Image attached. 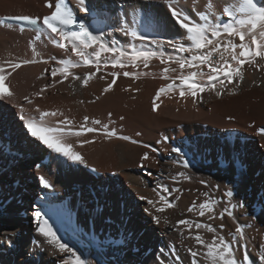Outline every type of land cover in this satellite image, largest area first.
<instances>
[{"label": "bare ground", "instance_id": "obj_1", "mask_svg": "<svg viewBox=\"0 0 264 264\" xmlns=\"http://www.w3.org/2000/svg\"><path fill=\"white\" fill-rule=\"evenodd\" d=\"M71 1L79 12L78 16L86 17V14L80 11L79 0ZM47 2L49 0L41 1L42 7L39 10H42L43 13L40 16L31 15L28 12L12 14L9 12L10 14H0V18L2 16L28 15L39 17L42 20L44 16L50 15L52 11V9L45 7ZM86 2L94 10L103 9L105 3L108 5L107 12H110L109 15L104 12L101 14L93 12L86 19L91 25L94 34L103 35V39L109 45L114 42L116 46L129 52L133 48L157 51L160 56L151 58L147 67L139 60L135 65L128 63L124 67L119 65L113 67L111 62L107 63L109 65L101 63L99 72L96 71L94 65L81 67L83 65L81 64L80 67H73L69 70L73 72L71 74L72 77L70 76L67 82L65 80L64 85L53 87L52 94L47 95L46 106L49 105L51 109L53 107L54 111L59 110L62 106H68L70 100L67 96L66 99L63 97L64 94H54L64 90L63 92L68 91L72 98L77 97L76 101L72 100V102L78 101L79 103L80 99L84 97L88 108L83 107L86 110L91 109L90 113L93 116L96 113H105L104 115H106L108 111H111L116 118L119 115H123V121L134 125V127L143 128L147 136L157 130L158 132L167 130L168 127L173 130L172 126L177 125L176 123L174 124V121L179 118L183 128L178 133L179 136L173 137V140L167 143H164L163 140H156L158 141L157 144H153L149 142L151 140H145L146 138L136 139L138 143L153 144L156 148L162 142V145L159 146L163 150L158 151L157 149L156 152H159V154L153 152L151 155L152 160H141L142 152H146L147 148L132 144L129 141L117 140L116 138L115 140L113 138L114 141L110 139L111 142L105 140L110 143L106 144L102 150H99L102 153L101 155L98 153L101 158V162H97L98 164L94 162L88 163L89 161L84 160L85 163L78 167L75 166L74 170H72L73 168L62 166L64 171H60L58 174H53L49 169L42 170L36 167L38 163L33 166L35 157L46 152L47 155L43 154L45 157L43 156L42 158L49 159V155L54 154H51L40 142H34L33 138L26 136V129L22 131L24 121L19 122L12 113H14L13 107H19L21 104L18 94L21 91L26 92L33 81H36L42 74L47 76L46 71L42 72L45 67L44 62L42 59H35L33 54H30L31 56H27L26 59L28 58L27 60H34L35 62L24 64L23 61L25 59H20L22 61L21 66L13 71L10 63H5L7 58L4 56L3 59L0 56V68H4L3 74L6 76L0 89L12 94L7 98L0 96V148L3 149V155L0 156V160L7 162V160L13 159L17 162V148L20 147L23 151L25 150V154L21 155L23 152L21 151L19 155L24 160L23 171L22 169L18 171L12 164L7 173L3 172L2 175L0 174V183L7 185L5 188L8 192L12 193L16 190L11 182L14 178V184L17 181L22 184V186L15 185L17 191L14 195H8V192L0 193L2 195L0 197V243L4 245L0 247V264H61L59 257L54 258L48 254H41L33 243V241L39 242L43 240V237H40L36 231L35 220H32L33 212L37 208L42 209V215H45V218L49 219V222L54 225V229L58 230V236L67 241L70 246H75V248L82 251L84 256L90 261L96 259L115 261L119 258L122 264H125L124 261L126 260L127 264H156L160 249H164L163 258L167 260L168 264H172L167 250L174 245V252L179 253L183 264H189L190 258L186 253V247L195 246L194 241L188 238V231L184 229V226H180L183 235L178 233L175 228L176 221L187 218L210 223L226 239H231V233L234 232L237 226L236 222L227 216L223 220L218 217L219 212L227 202L226 198H223V193L227 188L233 186L236 189V197L233 203L246 200L249 205L247 209L236 208L234 213L237 220L246 226L245 232L249 242L247 251L252 260H255L259 255L260 244L264 243V213L261 211L262 207H264V202L260 200V197L264 196V134L260 132V129L264 128V61L257 57V63L260 67L245 63L243 66V82L237 84L235 88L230 85L229 88L232 91L225 90L221 97H216L214 92L206 91L202 94V101L199 97L194 100L190 95L181 97L179 89L176 88L174 91L170 90L160 95L156 101V111H154L152 110L153 103L149 102L148 105L144 99L148 96L153 98L158 88L166 87L172 80H176V83L179 84V80L176 78L182 72L186 75L191 71L188 68L181 70L179 65L172 62V60H169L168 64H161L160 62L161 56L167 59L169 55L177 58L179 55L168 44L169 40L181 35V30L170 16V10L163 0H151L150 3H145V0H86ZM239 3L240 0H180V7L187 9L188 14L194 20L199 12H204L209 15L210 20L215 17H222L226 22H232L228 20V17L223 16L222 9L238 5ZM117 4H122V11L116 6ZM209 4L211 7H209ZM141 9H143V12H150L159 18L160 28L158 31L153 28L141 27L143 22ZM242 15L237 9L234 19L242 18ZM4 24L0 26V38L9 36L13 38L14 42H16V38H20L21 41L28 43L30 37H42L44 44H41L42 42L40 44L49 53L47 58L48 67H60L58 60L78 59L70 52L57 48L53 43L52 37H50L49 30L46 28L43 31H37L23 29L16 24ZM6 26H15L22 32H13L11 28ZM125 30L129 33L132 30L143 32L147 39L143 43L133 40L130 35L125 34ZM54 38L56 40L59 39L58 36ZM228 39H232L236 44L240 43L239 37H227L226 35L221 37V42H226ZM152 40L160 43L152 44ZM249 41L250 37L246 36L245 43ZM88 51L91 52L93 49ZM62 53H65L64 56H66L63 57ZM109 55V53H102V58ZM184 55L188 54L185 53ZM228 59L230 60V57ZM231 63L235 66L234 61ZM165 67L175 69V71L170 70L167 73L171 79H164L165 73L163 69ZM203 67L204 71H207V67ZM107 69L115 70L116 72L119 69L116 84L113 85L111 91L105 93V97L94 103L93 100L102 94L104 95L103 89L111 83L112 77L110 74L112 71ZM125 71L133 75L125 77L123 75ZM90 73H96V75L85 86L83 85V79ZM101 76L104 79H101ZM74 77H78V79H74ZM39 82L44 85V81L41 79L37 80V83ZM73 94L77 95L74 96ZM34 102H38V98ZM28 107L30 106L28 105ZM104 109L108 110L104 111ZM179 110H183L186 115L176 117V112ZM194 110L199 111L197 118V115H194ZM50 112H53V110H50ZM26 113L28 112H20L19 116H23L24 120L31 119L28 118ZM35 117L34 119H36ZM109 120L112 119L110 118ZM225 122L226 124L228 122V124L225 125ZM249 123L255 127L249 126ZM46 125L50 124L47 123ZM51 125L50 127H57L56 125ZM3 130L6 133L5 140L4 136H2ZM14 131H16L15 134ZM174 132L175 130H173ZM242 132L247 135L242 134ZM151 136L153 137V135ZM252 137L259 138L263 141V144L261 145ZM100 143L102 142L100 141ZM97 145L99 146V142ZM72 147L74 148V146ZM95 147L97 148V146ZM173 147H183V150L188 152L186 159L191 161L188 168L183 166L177 153L171 151ZM94 149H91V151ZM149 152H147L148 155ZM226 158L235 161V163L231 166H223L221 162ZM142 162L143 168L140 167ZM240 164L242 166H239ZM91 168H95L98 174L94 173ZM68 169H71L73 174L66 172ZM36 172L40 175L44 174L45 177H42L46 180L50 176L53 180V185L44 189L40 182H36ZM181 172L184 173L183 176L179 175ZM148 173H151V175ZM5 177L10 179H3ZM201 181H206L208 187H205ZM161 184L168 185L170 190L179 189V191L172 192L169 196L157 188ZM216 185H219V189L215 187ZM30 189L36 193L35 199L30 196ZM76 191H79V194ZM80 191L88 192L89 194L87 195L95 199L89 205V208L95 203H99L103 209L102 215L97 216L95 219L96 231H102L105 236L103 247H101L100 240L95 239L93 235L87 234L88 222L82 223L79 213V202L84 201V195H80ZM158 192L160 195L167 196L174 207L165 209L163 213H156L155 209L147 204V200L151 199L154 202H158ZM205 193L208 195L206 196ZM140 197H145V199L142 200ZM176 197H179V199H176ZM209 197L220 201L215 208L217 218L212 221H208L207 214L205 217H199L198 215V205ZM193 201L196 202L197 210L189 213L187 209L192 205ZM157 206L162 205L158 203ZM145 209H148V211L146 212ZM253 212L254 215H249V213ZM150 213L160 216V225L157 226L153 222ZM85 214L89 220L87 211ZM105 218H110L111 222L105 223ZM164 219H168L169 225L163 223ZM32 222L35 224L32 225ZM220 224H224V229H219ZM199 231L206 240L211 241L213 233H208L204 229ZM13 232L16 233L14 237L11 236ZM125 235L127 236L128 248L124 251H116L120 241L122 243L125 241ZM4 237H9V239H4ZM109 244L112 245L111 249ZM236 247L238 249L236 255L242 257L244 249L239 245H236ZM91 249H94V252L89 255V250ZM5 250L9 251L8 258L4 256ZM62 256L68 258L67 254H62Z\"/></svg>", "mask_w": 264, "mask_h": 264}, {"label": "snow or ice", "instance_id": "obj_2", "mask_svg": "<svg viewBox=\"0 0 264 264\" xmlns=\"http://www.w3.org/2000/svg\"><path fill=\"white\" fill-rule=\"evenodd\" d=\"M151 0H145V3H150ZM164 4L170 10V16L174 23L181 30V35L177 38H173L168 41L169 46L175 53L179 54L178 58L171 55L167 59L160 57L161 64H168L169 60L177 63L181 70L188 68L191 71L188 74L179 75L176 79L179 80V84L176 80H172L166 87H161L156 96L153 99V110H156V101L159 99L162 93H165L176 88L179 89V95L185 97L190 95L194 98H200L203 100L202 94L206 91L214 92L216 97H221L225 90L232 91L229 86L233 88L237 84L242 83L244 80L243 66L245 63L260 67L257 63V57L261 61H264V0H240L238 5H232L224 7L222 9L223 16L228 17L229 21L226 22L222 17H215L212 20L209 19V15L204 12H199L196 19L188 14L187 9L180 7V0H163ZM49 9H52L50 15L44 16L41 20L39 17H31L28 15H20L11 17V19L18 22L22 27L32 26L35 27L41 24L47 30H49L50 37L53 39V43L59 49H63L66 52H70L78 59H63L58 60L60 67L54 68L51 75L55 77L58 73L65 80L68 78L69 70L73 67H80L81 64L94 65L96 71H100L101 63H112L113 67L119 65L124 67L126 64L131 63L133 65L136 62L142 61L144 66H148V62L151 58L158 57L160 54L157 51H146L143 49L137 50L133 48L131 52L126 51L113 42L111 45L103 39V35H96L91 28L86 17L93 12L101 14L107 11V6L103 9H92L88 6L86 0H79L80 11L86 14V17H79L75 14L74 9L67 3V0H49L46 3ZM122 11V4L116 5ZM209 7L211 5L209 4ZM238 9L239 13L243 14L242 18L234 19L235 12ZM135 11V9H134ZM143 12V9L140 10ZM5 21H0V24ZM143 28H153L159 30L160 20L150 12H143V22L141 24ZM125 34L130 35L133 40L145 42L147 37L143 32L132 30L130 33L125 30ZM226 35L227 37H239L240 43L236 44L232 39H228L226 42H221V37ZM58 36L56 40L54 37ZM250 37V41L245 43V37ZM152 44H159V41L152 40ZM254 46V47H253ZM89 49L93 51L89 52ZM239 49V51H237ZM35 52V49H33ZM102 53H109L108 57L102 58ZM187 53L188 55H184ZM38 55V53H37ZM230 57V60L228 59ZM235 62V66L231 63ZM34 60H25L23 63H34ZM47 62V61H45ZM21 66L20 63H13L10 65L12 70H16ZM207 67V71H204V67ZM175 71V69H169L165 67L163 69L165 75L164 79H171L167 73L169 71ZM4 68H0V86L3 85L6 76L3 74ZM96 73H90L83 79V85H87ZM112 80L104 89V93H108L112 90L113 85L116 84V78L119 73L113 71L111 74ZM125 77L133 75L125 71L123 73ZM104 79L103 76L100 77ZM206 78V80H205ZM78 79V77H74ZM205 81V82H201ZM10 92L0 89V96L10 97ZM98 99V97H97ZM55 112H44L40 116V121H43L48 116H55ZM24 121L23 127L26 129L25 135L30 136L35 141H39L44 145L51 154L50 162L55 159L60 165L71 168L73 166L78 167L85 163L80 153L72 150V145L68 142L67 137L69 135H75L77 137L84 133H94L100 131V129L81 125L80 130L76 132H65L60 127L46 126L42 122H37L34 119L24 120V117H20ZM85 121L88 117L84 118ZM70 123V122H69ZM93 124H100L99 120L92 121ZM103 131L108 137L116 136L115 130H109L108 126L103 125ZM261 134H264V128L260 129ZM125 141H131L133 144L138 143L136 140H132L128 136L119 137ZM167 137H165V141ZM87 143V141H85ZM147 146V145H146ZM191 150V149H190ZM157 151V149H153ZM172 152L177 153L181 158V162L185 168H188L191 161L186 159L188 152L183 150V147H173ZM3 155V149L0 148V156ZM148 159V154L145 153L141 157V160ZM223 166H231L235 161L226 158L221 162ZM42 165H36L37 168ZM144 167L143 163L140 165ZM95 171V169H92ZM151 175V173H148ZM183 176L184 173H179ZM40 183L44 189L50 186L49 182L40 178ZM205 187H208L206 181H201ZM219 189V185L215 186ZM157 188L163 193H167L169 196L172 192H178L179 189H169L168 185L161 184ZM159 195V201L154 202L151 199L147 200V204L155 209L156 213H163L165 209H171L174 207L173 203L165 195ZM207 196L208 194L205 193ZM236 197L235 187H229L223 193V198H226L227 202L223 209L219 212V219L223 220L225 216L232 218L237 226L234 232L231 233V239H226L221 235L217 228L210 223L200 222L196 220H190L187 218L179 219L175 223V228L179 234L183 235V231L180 226H184V229L188 231V238L194 241L193 247H186V253L190 260L189 264H264V243H261L258 249L259 255L255 260H252L249 252V242L246 237L245 225L241 224L234 213L236 208L247 209L249 207L246 200L236 201L233 200ZM145 199V197H140ZM179 199V197H176ZM261 202H264V196L260 197ZM162 206H157V204ZM220 203L211 197L198 205L199 217H205L207 214L208 221H212L217 218L215 208ZM83 208H87V205H82ZM197 210L196 202L193 201L187 209L189 213ZM147 212L148 209H145ZM264 213V207L261 209ZM103 209L99 203H95L90 209L87 210L89 215L87 234L93 235L95 239L101 241V247H103V241L105 236L103 232H97L95 229V219L97 216L102 215ZM153 222L158 226L161 224V218L158 215L152 214ZM249 215H254L249 213ZM33 219L36 222V231L39 233L43 240L37 242L33 241L36 245L37 251L41 254H48L51 257H59L61 264H122L119 258L115 261H105L96 259L90 261L84 256V253L75 246H70L67 241H64L62 237L58 236V230L54 229V225L49 222V219L42 215V209H35L33 212ZM105 223H110V218H105ZM163 223L169 225L168 219H164ZM172 227V226H170ZM224 224L219 225V229H224ZM201 229L206 230L208 233H213L211 241H208L200 234ZM16 233H12L14 237ZM9 239V237H4ZM11 242V241H10ZM236 245H239L244 249L242 257H238L236 252L238 251ZM3 243H0V247H3ZM112 245L109 244L111 249ZM128 248L127 236L125 235V241L119 244L116 251H124ZM164 249H160L156 258V264H168L167 260L163 258ZM169 258H171L172 264H183L178 252H174V245L170 246L167 250ZM94 249L89 250V255H92ZM62 254H67L68 258H64Z\"/></svg>", "mask_w": 264, "mask_h": 264}, {"label": "rangeland", "instance_id": "obj_3", "mask_svg": "<svg viewBox=\"0 0 264 264\" xmlns=\"http://www.w3.org/2000/svg\"><path fill=\"white\" fill-rule=\"evenodd\" d=\"M41 1L42 0H0V14L2 15V14H7V13H27L28 12V14L29 13H31V15H37V16H40L42 13H43V11L42 10H39V9H41V7H42V4H41ZM101 2V1H100ZM45 6V5H44ZM104 6H107L108 7V5L105 3L104 4ZM46 8H48L47 6H45ZM44 7V8H45ZM49 9V8H48ZM3 12V13H2ZM39 12V13H38ZM9 13V14H10ZM38 13V14H37ZM104 13H106V14H108L109 15V13L110 12H104ZM0 15V16H1ZM3 25H5L4 23H2V24H0V26H3ZM108 26H110L109 24H108ZM6 27H9V28H11L12 29V31L13 32H22L21 30H19L17 27H15V26H6ZM14 29H13V28ZM110 28V27H109ZM12 39V40H11ZM17 40H16V42H14V40H13V38H11V37H9V36H7V37H2V38H0V56H2L1 58H3L4 59V56H5V58H7V59H5L4 61H5V63L7 62H9L10 63V65L11 64H13V63H20V64H22V61L20 60V59H25V60H27L26 59V57L28 56V57H30L32 54H33V56L35 57V59H42V61L44 62V65H45V67H44V69H43V73L46 71V75L47 76H43V74L41 75V76H39V78L38 79H41L42 81H44V85L43 84H41L40 82L39 83H37V80L38 79H36V81H33V83H32V85H31V87L25 92H23V91H21L19 94H18V97H19V99H20V105H19V107H17V106H14L13 107V111H14V113H12V115L14 116V117H16V119L19 121V122H22V120L20 119V112H24V111H27L28 113H26V115L28 116V118H31L32 119V117H33V119H34V117L37 115V117H35L36 119H34V120H38V119H40V116H41V114L42 113H44V112H50V110L52 111L53 110V112H55L56 113V115L55 116H48V117H46L44 120L45 121H47L46 123H45V121H40V120H38V121H40V122H44L45 123V125L48 123V124H50L51 125V123H52V125L53 126H57V127H60V128H63L64 129V131L65 132H69V131H71V132H76V131H79L80 130V127H81V125H91V124H93L92 123V121H94V118H95V120H99L100 121V124H93V125H91L90 127H93L94 126V128L96 127L97 129H100V131H98V132H94V133H90L89 135H88V133H84V134H82L81 136H79V137H77V136H73V135H69L68 137H67V139H68V142H70V144L72 145V146H74V148L72 147V150L73 149H75V150H73V151H76V152H78V153H80V155L83 157V159L84 160H87V161H89L88 163H97V162H101L100 160H101V158H100V156H99V154L98 153H100V155H101V153L102 152H100L99 150H102L104 147H105V145L106 144H108V143H110L111 142V140L110 139H120L119 137H121V136H128V137H130L132 140H136L137 138L139 139H144V138H146L145 140H147L148 141V139L149 140H151V141H149V142H151V143H153V144H157V142L158 141H161V140H163L164 141V143H167V142H171V140H173V137L175 138L176 136H179V134L178 133H180L181 131V129L183 128L182 126L183 125H181V120H180V118L179 119H177V120H175L174 121V124L176 123L177 125H175V126H172V128H173V130H175V132L173 133V130L172 129H170L169 127L167 128V130L165 129V130H163V131H159L158 132V130L157 131H155L153 134L151 133L150 135H146V133L144 132V130H143V128H141V127H137V126H135L134 127V125H131V124H129L128 122H126V121H123V118H124V116L123 115H119L117 118L115 117V115H112L113 113L110 111H108V113H106V115H104L105 113H103V114H100V113H96V117L95 116H93L90 112L92 111L91 109L90 110H86V109H84V107L86 108H88V105H87V101L85 100V98L83 97V99L81 98L80 99V101H79V103H78V101L77 102H72V100L74 101H76V99H77V97H71L70 95H69V92L67 91V92H63L64 90H62V91H60V93H57V92H55L54 94H64L63 95V97L64 98H66V96H67V98L70 100L69 102H68V106H62V108H60L59 110H55L54 111V108L52 107V109L50 108V106L49 105H47L46 106V99H47V95H49V94H52V88L53 87H55V86H61V85H64L65 84V79L62 77V76H60L59 75V73L55 76V77H53L52 75H51V72H52V70L54 69L53 67H48V64H49V62H48V51H47V49H45V47L43 46V45H41V44H44V40H43V38L42 37H40V36H33V38H29V40H28V43L26 42V41H21V39L20 38H16ZM20 39V40H19ZM42 42V43H41ZM13 43V44H12ZM41 43V44H40ZM41 45V46H40ZM12 46H13V48H12ZM17 46V47H16ZM15 47H16V49H15ZM27 47V49H25ZM18 48V49H17ZM19 48H20V50H19ZM28 48H29V50H28ZM33 49H35V53H33L34 51H33ZM26 50V51H25ZM28 50V51H27ZM46 50V51H45ZM21 51V52H20ZM23 51V52H22ZM26 52H28V53H26ZM31 52V53H30ZM37 53H38V55H37ZM40 53V54H39ZM7 54H9V55H7ZM17 54H19V55H17ZM21 54H23L22 56H21ZM24 54H26V56H24ZM31 54V55H30ZM63 55V57H65L64 56V54L65 53H62ZM13 55V56H12ZM47 55V56H46ZM16 56V57H15ZM40 56H41V58H40ZM18 57H20V58H18ZM18 58V59H17ZM13 60V61H12ZM45 61H47V62H45ZM25 64V63H24ZM106 65H109V64H106ZM48 68H47V67ZM87 66H89V65H87ZM81 67H85V65L83 66H81ZM112 67V66H111ZM10 68V67H9ZM8 68V69H9ZM11 69V68H10ZM49 69V70H48ZM12 70V69H11ZM107 70H111V69H107ZM117 70V69H116ZM119 70V69H118ZM117 70V72H119ZM112 72L113 71H115V70H111ZM69 72H71V71H69ZM116 72V71H115ZM73 72H71L70 74H69V76H68V78L66 79V82H67V80L69 79V77L71 76L72 77V74ZM60 77V78H59ZM57 78V79H56ZM160 88H158L157 90H156V93H157V91L159 90ZM172 91H174V90H172ZM23 92V93H22ZM22 93V94H21ZM68 93V94H67ZM156 93H155V95L153 96V98H150V96H148V97H146L144 100L148 103V105H149V102H152L153 103V99H154V97L156 96ZM166 93V92H165ZM165 93H162L161 95H163V94H165ZM21 94V95H20ZM67 94V95H66ZM35 95V96H34ZM74 96H76L77 94H73ZM21 96H23V97H21ZM106 96V94L104 93V95L102 94L101 96H99L98 97V99L96 98L95 100H93L94 101V103L96 102V101H99L102 97H105ZM38 98V102H34L35 101V99L36 98ZM66 98V99H67ZM144 98V97H143ZM150 98V99H149ZM152 100V101H151ZM73 104V105H72ZM74 104H76V105H74ZM79 104V105H78ZM28 105L30 106V107H28ZM34 105V106H33ZM77 106H79V107H77ZM80 106H82L81 108H80ZM84 106V107H83ZM28 107V108H27ZM74 107V108H73ZM149 107V106H148ZM76 108H77V110H76ZM74 109V110H73ZM149 109V108H148ZM76 110V111H75ZM79 110V111H78ZM108 109H104V111H107ZM152 110H153V108H152ZM40 111V112H39ZM58 111V112H57ZM84 112V114H83V112ZM102 111V110H101ZM156 111V110H155ZM195 111H197V112H195ZM85 112H87V113H85ZM181 112V113H180ZM198 110H194V115L196 116V118L199 116L198 115ZM51 113V112H50ZM70 113H72V114H70ZM75 113V114H74ZM76 113H77V115H76ZM184 112H183V110H179V111H177L176 112V117H181V116H184V115H186L185 113L183 114ZM182 114V115H181ZM71 115V116H70ZM83 115H85V116H83ZM92 115V116H91ZM70 116V117H69ZM73 116V117H72ZM85 117H88V120L87 121H85ZM93 117V118H92ZM38 118V119H37ZM48 118V120H46ZM50 118V119H49ZM73 118H75V119H73ZM81 118V119H80ZM111 118L112 120H109V119ZM77 119V120H76ZM68 120V121H67ZM37 121V122H38ZM51 121V122H50ZM85 121V122H84ZM103 121V122H102ZM70 122V123H69ZM78 122V123H77ZM82 122H84V123H82ZM87 122V123H86ZM124 122V123H123ZM126 122V123H125ZM180 122V123H179ZM58 123V124H57ZM80 123V124H79ZM86 123V124H85ZM74 124H75V126H74ZM107 125L108 126V129L109 130H115L116 131V133H117V135L116 136H113V137H108L106 134H105V132L103 131V125ZM225 125H227L228 124V122H227V124H226V122L224 123ZM224 124H222V125H224ZM50 125H48V126H50ZM51 125V126H52ZM78 127H77V126ZM47 126V125H46ZM67 126V127H66ZM130 126V127H129ZM181 126V127H180ZM249 126H252V124L250 125V123H249ZM254 126V125H253ZM252 126V127H253ZM77 127V128H76ZM255 127V126H254ZM2 129H4V128H2ZM119 129H120V131H119ZM123 129V131H121ZM141 129V130H140ZM23 130H25V128H22V131ZM74 130H76V131H74ZM171 130H172V132H171ZM26 131V130H25ZM128 134H127V133ZM163 132V133H162ZM3 134H2V136H4V140L6 139L5 138V132H4V130H3V132H2ZM16 133V131H14V134ZM130 133V134H129ZM165 133V134H164ZM88 135V136H86V135ZM126 134V135H125ZM167 134V135H166ZM171 134H173V135H171ZM242 134H244V135H247V134H245L244 132H242ZM83 135H85L84 137H83ZM106 137H105V136ZM151 135H153V137L151 136ZM164 135V136H163ZM71 136H73V137H71ZM91 136V137H90ZM132 136V137H131ZM134 136H135V138H134ZM139 136V137H138ZM160 136V137H159ZM71 137V138H70ZM75 137H76V139H75ZM81 137V138H80ZM149 137H152V138H149ZM165 137H167V140L165 141ZM245 137V136H244ZM3 138V137H2ZM90 138V139H89ZM156 138V139H155ZM254 138V140H257L261 145L263 144V141H261L259 138H257V137H252V139ZM79 141H78V140ZM114 139H113V141H114ZM115 139V140H116ZM137 139V140H138ZM106 140H109L110 142H104V141ZM120 140H122V139H120ZM136 140V141H137ZM156 140H158V141H156ZM72 141V142H71ZM82 141V142H81ZM85 141H87V143H84ZM99 142V146H102V147H99L98 145H97V143ZM100 141L103 143H100ZM125 141V140H124ZM39 142V141H38ZM126 142H128V141H126ZM129 142H131L130 140H129ZM138 142V141H137ZM156 142V143H155ZM262 142V143H261ZM79 143H81V144H84V145H77V144ZM95 143H96V145H95ZM21 144H23V143H21ZM75 144V145H74ZM87 144V145H86ZM93 144H94V146H93ZM133 144V143H132ZM147 145V146H145V145ZM153 144H148V143H143V142H139V143H135V145H139V146H142V147H144V148H147L148 149V151H147V149H146V152L145 151H143L142 152V156H144V154L145 153H147V152H149V150H151L150 152H149V155H148V159H146L145 161H148V160H152L151 158H152V153L154 152V153H156V154H159V152H156V151H153V149H158V151L159 150H163V149H161V146H159V145H162V142L158 145V147L156 148V146L155 145H153ZM169 144V143H168ZM24 145V144H23ZM77 145V146H76ZM104 145V146H103ZM149 145H150V147H149ZM80 146V147H79ZM85 146H87V147H85ZM95 146H97V148L95 147ZM76 147V148H75ZM85 149H83V148ZM90 147V148H89ZM80 148V149H79ZM89 148V149H88ZM93 148H95L93 151H91V149H93ZM153 148V149H152ZM18 150L16 151V153H18V161L16 162V161H14L13 159H10V160H7V162H4L3 160H0V174L2 175L3 174V172L4 173H7V170L9 169V167L13 164L14 165V167H16L17 169H18V171H21V169L23 168V166H24V160H23V158H20L19 157V155H20V153H21V151H23L22 150V148H20V147H18L17 148ZM48 151H50V150H48ZM95 151V152H94ZM99 151V152H98ZM145 152V153H144ZM25 154V150L21 153V155L22 154ZM44 153H42V154H40V155H38V156H36L35 157V160L33 161V166L35 165V163H38V165H42L41 167H39L40 169H49L51 172H53V174L55 173V174H58V172H63L64 170H63V168H62V166L63 165H60L55 159H53L51 162H50V160L49 159H47V158H45V159H43L42 157L45 155H47L46 154V152H45V154L43 155ZM98 155V156H97ZM44 156V157H45ZM141 156V157H142ZM49 157H50V155H49ZM96 157V159H94ZM99 157V158H98ZM41 158H42V160H41ZM87 163V162H86ZM143 163V162H142ZM7 164V165H6ZM98 164V163H97ZM81 166V165H80ZM239 166H242L241 164L239 165ZM110 167H113V166H110ZM71 168H73L72 170H74V168H75V166H73V167H71ZM61 169V170H60ZM58 170V171H57ZM80 170H82V169H80ZM22 171H23V169H22ZM66 172H69V173H72L73 174V172L71 171V169H68V171H66ZM36 174H37V172H36ZM46 175H47V172H46ZM45 177V175L44 174H37L36 175V182L38 181V182H40V178H43V177ZM12 177V176H11ZM48 178L49 179H47V181L49 182V184H50V186L51 185H53V180L51 179V177L50 176H48ZM3 179H7V180H9L10 178L9 177H5V178H3ZM14 180H15V178L13 179V181H11L12 182V184L14 185V188L16 189V190H14L12 193L11 192H8L7 190H6V188L5 187H7V185H5L4 183H0V193H3V192H8V195H14L15 193H16V191H17V188H16V186H22V184L20 183V181H17L16 182V184H14L15 182H14ZM10 182V183H11ZM41 184V183H40ZM16 185V186H15ZM39 185V184H38ZM74 189V188H73ZM32 191V192H31ZM76 193L77 194H79V191H76ZM84 195L83 196V200L84 201H80L79 202V213H80V216H81V220H82V223H87L88 222V219H87V217H86V214H85V212L87 211V209H90L89 208V205L90 204H92L93 202H94V198H92V197H90L89 195H87V194H89L88 192H86V191H80V195ZM30 196L32 197V198H36V193H35V191L33 192V190H31L30 189ZM0 197H2V195H0ZM21 204H23V203H21ZM82 205H87V208H83L82 207ZM82 214V215H81ZM86 219H87V221H86ZM32 220L34 221V219L32 218ZM35 223L34 222H32V225H34ZM122 243V241H120V243L119 244H121ZM9 251L8 250H5L4 251V256H5V258L7 257H9V253H8ZM124 263L125 264H127V260L126 261H124Z\"/></svg>", "mask_w": 264, "mask_h": 264}]
</instances>
